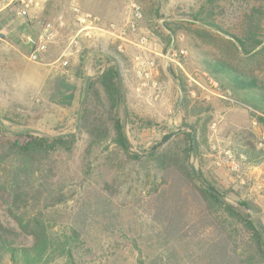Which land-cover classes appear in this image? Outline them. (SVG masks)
<instances>
[{"label": "rangeland", "instance_id": "obj_1", "mask_svg": "<svg viewBox=\"0 0 264 264\" xmlns=\"http://www.w3.org/2000/svg\"><path fill=\"white\" fill-rule=\"evenodd\" d=\"M129 1L52 0L43 17L53 18L68 7L77 6L98 17L103 27L121 25L126 20ZM135 1L142 8V20L139 31L128 36L130 44H126L123 54L117 53L107 38L80 39L68 65L61 66L57 59L73 35L71 21L40 63L26 59V48L18 38L32 34L34 23H18V37L0 41V110L24 116L26 126L22 128L33 136L77 137L72 152L52 157L41 175L68 199L66 205L46 215L52 232L71 227L82 230L77 264H135L129 245L136 231L147 224L142 200L148 181L158 176L144 154L152 148H168L174 141L180 145L183 142L182 148L190 146L186 134L192 135V148L196 134L195 150L200 152L198 159L192 157L190 161L192 169L200 170L217 187L227 190L228 203L235 205L240 200L252 204L264 226V127L242 103L244 95L221 89L202 65L207 56L235 57L225 42L233 39L205 29L210 38L202 42L194 34L202 29L192 25L189 16L207 0ZM259 5V0H222L215 5V20L223 30L237 34L242 15ZM12 10L11 0H0L3 26L12 20ZM140 35L148 38L147 50L134 46ZM170 47L177 54L180 50L186 52L185 57L177 58L180 67L161 58ZM102 54L111 56L117 65L125 101L119 117L130 151L138 153L140 160L129 159L116 150L119 147L112 142V129L98 113L95 99L87 97L88 101L80 106L84 79H95L108 66ZM138 55L153 64L152 79L145 88L140 87L135 73L134 57ZM55 80H64L71 91L73 100L67 108L50 101ZM224 93L230 95V100L222 98ZM84 110L87 124L82 128L77 121ZM95 124H99L97 128ZM168 135L170 138L164 141ZM226 152L232 154L235 171L227 163ZM52 264L67 262L59 258Z\"/></svg>", "mask_w": 264, "mask_h": 264}, {"label": "trees", "instance_id": "obj_2", "mask_svg": "<svg viewBox=\"0 0 264 264\" xmlns=\"http://www.w3.org/2000/svg\"><path fill=\"white\" fill-rule=\"evenodd\" d=\"M220 1L207 0L189 21L202 29L194 33L202 42L210 38L205 29L230 36L233 42H225L235 57L207 56L202 65L221 89L244 95L242 103L264 127V0L242 15L237 34L217 24L214 9ZM4 24L1 21L0 27ZM102 56L108 66L95 79H84L80 106L87 97L95 99L98 113L112 129V142L119 147L116 150L129 159L140 160L138 153L130 151L119 117L125 101L117 65L111 56ZM72 100L64 80H55L50 101L67 108ZM187 104L185 100V108ZM84 115L85 110L77 121L82 128L87 124ZM24 119L15 112L0 110V264H52L59 258L77 264L82 230L71 227L52 232L46 215L66 205L68 199L50 179L41 176L52 157L72 152L77 137L33 136L22 128L26 126ZM99 121L97 117L95 123ZM186 137L190 146L182 148L183 142L180 145L174 141L168 148H152L144 154L158 176L148 181L142 200L147 224L136 231L129 245L135 264H264V226L254 206L240 200L235 205L228 203L227 190L192 169L190 161L192 157L198 159L200 152L192 148V135Z\"/></svg>", "mask_w": 264, "mask_h": 264}, {"label": "built area", "instance_id": "obj_3", "mask_svg": "<svg viewBox=\"0 0 264 264\" xmlns=\"http://www.w3.org/2000/svg\"><path fill=\"white\" fill-rule=\"evenodd\" d=\"M51 1L52 0H11V3H13L12 20L5 26L0 27V41L5 42L9 36L18 37L20 27L18 23L35 24L36 27L32 34L23 38L18 37L26 48L25 56L29 62H41L43 57L48 54L50 46L55 42L60 32L69 26V21H71L74 26L73 35L68 39L57 59V62L63 67L68 65V60L73 56L74 48L78 46L80 39L96 38L98 40L107 38L113 43L116 52L123 54L126 44H130L128 36L130 34H136L139 31V23L142 20V8L138 1L131 0L128 2L127 17L123 24L117 25L112 23L105 27L100 24L98 17L80 10L77 6H71L67 14L62 12L55 15L53 18L43 17V12ZM94 32H96L98 36L94 35ZM134 46L140 50H147V36L140 35ZM171 47L166 50L161 58L164 61L175 63L180 67L177 58L185 57L186 52L180 50L177 54ZM134 62L136 76L141 82L140 87L145 88L147 83L152 79L151 66L153 64L144 61L142 55L134 57ZM229 96L228 93H224L222 98L230 100ZM225 155L227 163L230 165L231 169L235 171L237 166L235 165L232 154L226 152ZM216 165L220 166V163L217 162Z\"/></svg>", "mask_w": 264, "mask_h": 264}, {"label": "water", "instance_id": "obj_4", "mask_svg": "<svg viewBox=\"0 0 264 264\" xmlns=\"http://www.w3.org/2000/svg\"><path fill=\"white\" fill-rule=\"evenodd\" d=\"M196 134H193V150H195L196 148Z\"/></svg>", "mask_w": 264, "mask_h": 264}, {"label": "crops", "instance_id": "obj_5", "mask_svg": "<svg viewBox=\"0 0 264 264\" xmlns=\"http://www.w3.org/2000/svg\"><path fill=\"white\" fill-rule=\"evenodd\" d=\"M70 7H68L67 11L69 10ZM94 35L98 36V34L96 32H94Z\"/></svg>", "mask_w": 264, "mask_h": 264}]
</instances>
